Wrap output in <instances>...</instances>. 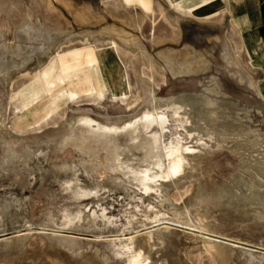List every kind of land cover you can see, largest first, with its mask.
<instances>
[{
    "label": "rangeland",
    "instance_id": "1",
    "mask_svg": "<svg viewBox=\"0 0 264 264\" xmlns=\"http://www.w3.org/2000/svg\"><path fill=\"white\" fill-rule=\"evenodd\" d=\"M230 10L0 0V264H264V68ZM152 91L184 160L166 179Z\"/></svg>",
    "mask_w": 264,
    "mask_h": 264
},
{
    "label": "crops",
    "instance_id": "2",
    "mask_svg": "<svg viewBox=\"0 0 264 264\" xmlns=\"http://www.w3.org/2000/svg\"><path fill=\"white\" fill-rule=\"evenodd\" d=\"M127 6H135L143 11L155 8L156 2H169L178 12L183 8L203 18H213L227 12L234 14L243 42L253 64L264 68V0H119ZM205 5V6H204ZM207 5V6H206ZM197 6V7H196ZM196 9V10H195ZM161 14L167 12L166 7L158 9ZM156 11V10H155ZM187 11V9H186ZM142 12V14L147 15ZM153 11L148 12V14ZM154 15L156 13H153ZM232 15V13H231Z\"/></svg>",
    "mask_w": 264,
    "mask_h": 264
},
{
    "label": "bare ground",
    "instance_id": "3",
    "mask_svg": "<svg viewBox=\"0 0 264 264\" xmlns=\"http://www.w3.org/2000/svg\"><path fill=\"white\" fill-rule=\"evenodd\" d=\"M61 70H62V68H61ZM97 71H98V76H99V82H100V84H102V81L105 80V76H104L103 70L101 69V67L99 65H97ZM44 77H45V81L47 83V86H49V85L51 86L52 84H55L58 80L59 81L62 80L63 77H62L61 71L59 69V66L56 62L51 63L45 69ZM98 93L100 96H102L104 94L102 89L99 90ZM150 95L152 98L151 99L152 108L151 109H145L142 112L141 118H142V122H143V126H144L143 128L145 130L156 128V131L154 132L152 142H151V144L154 146V148L157 151V154L155 156L156 157L155 165L160 166L162 161L165 160L166 163H165L164 172L161 175L166 179L168 177L175 175L176 172H178L181 163L184 161L183 158L180 156L181 144L178 143L179 141L176 143H175V141L174 142L173 141L166 142L162 139L159 130L163 129L165 127V122H166V119H165L166 115L165 114H166V112L161 111V109H163V108L160 105L156 104V102H161V100L157 98L155 92L152 91ZM164 105L166 106V108L169 107L171 109L172 116L175 117V119L178 123L177 126H184V124H186V123L188 124V122H190L189 120H190L191 116H190L189 111L187 110V108L189 107V103L187 101H180L179 99L174 98L171 100H167ZM234 111H235L234 112L235 114L238 113L237 109H235ZM127 125H129V124H126V127H127ZM123 128H124V126H123ZM115 129H118V128H115ZM185 134H186V132H185ZM191 134H192L191 131H188V135L190 137H191ZM185 147L186 148H182V149L186 150L187 146H185ZM161 175L159 174V176H161ZM149 179H150L149 178V172L146 169L143 171L142 182H141V184H143L145 189L149 188V183H150ZM153 180H155V179H153ZM147 240H149V238H147ZM140 254L141 253H139V251L137 250L135 252V254L132 256V258L130 259L129 264H144L145 260H140Z\"/></svg>",
    "mask_w": 264,
    "mask_h": 264
}]
</instances>
